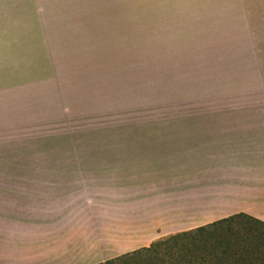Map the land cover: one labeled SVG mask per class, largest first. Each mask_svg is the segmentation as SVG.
Here are the masks:
<instances>
[{
	"label": "rangeland",
	"instance_id": "374dc122",
	"mask_svg": "<svg viewBox=\"0 0 264 264\" xmlns=\"http://www.w3.org/2000/svg\"><path fill=\"white\" fill-rule=\"evenodd\" d=\"M140 132H264V0H0V204ZM193 232L178 264H264L261 223Z\"/></svg>",
	"mask_w": 264,
	"mask_h": 264
},
{
	"label": "crops",
	"instance_id": "0c3cea01",
	"mask_svg": "<svg viewBox=\"0 0 264 264\" xmlns=\"http://www.w3.org/2000/svg\"><path fill=\"white\" fill-rule=\"evenodd\" d=\"M135 136L104 147L91 176L52 161L37 188L5 194L0 264H100L224 220L264 223V132Z\"/></svg>",
	"mask_w": 264,
	"mask_h": 264
},
{
	"label": "trees",
	"instance_id": "16d2710c",
	"mask_svg": "<svg viewBox=\"0 0 264 264\" xmlns=\"http://www.w3.org/2000/svg\"><path fill=\"white\" fill-rule=\"evenodd\" d=\"M224 221L218 222L216 224H212L210 226L223 223ZM262 224L264 225V223ZM210 226H207V227H210ZM207 227L198 228L196 231H203ZM193 234H194L193 231L176 234L164 240L154 242L148 248H142V249H138L133 252H130V253L123 254L119 257L107 260L100 264H166L163 258L164 255L161 256V252H164V251L165 253L170 254V256L176 260L175 264H178L177 261H178V256L180 254L178 255L176 253H173V251H171L173 248L172 244H175V242H177L180 239L193 237ZM167 264H170V263L167 262Z\"/></svg>",
	"mask_w": 264,
	"mask_h": 264
}]
</instances>
